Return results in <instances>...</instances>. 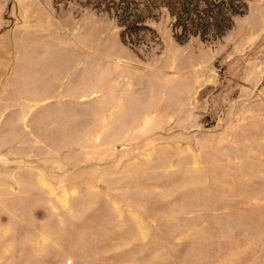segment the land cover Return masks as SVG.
Listing matches in <instances>:
<instances>
[{
	"label": "rangeland",
	"instance_id": "374dc122",
	"mask_svg": "<svg viewBox=\"0 0 264 264\" xmlns=\"http://www.w3.org/2000/svg\"><path fill=\"white\" fill-rule=\"evenodd\" d=\"M0 264H264V0H0Z\"/></svg>",
	"mask_w": 264,
	"mask_h": 264
},
{
	"label": "trees",
	"instance_id": "16d2710c",
	"mask_svg": "<svg viewBox=\"0 0 264 264\" xmlns=\"http://www.w3.org/2000/svg\"><path fill=\"white\" fill-rule=\"evenodd\" d=\"M187 8H190V4H188L187 2H182L181 9L184 11L187 10L188 14H190V11Z\"/></svg>",
	"mask_w": 264,
	"mask_h": 264
},
{
	"label": "water",
	"instance_id": "95a60500",
	"mask_svg": "<svg viewBox=\"0 0 264 264\" xmlns=\"http://www.w3.org/2000/svg\"><path fill=\"white\" fill-rule=\"evenodd\" d=\"M128 147H129L128 145L116 144L115 147H114V149H116V150H123V149H126Z\"/></svg>",
	"mask_w": 264,
	"mask_h": 264
},
{
	"label": "crops",
	"instance_id": "0c3cea01",
	"mask_svg": "<svg viewBox=\"0 0 264 264\" xmlns=\"http://www.w3.org/2000/svg\"><path fill=\"white\" fill-rule=\"evenodd\" d=\"M233 127H234V125L232 126V128H233ZM252 128H253V127H252ZM251 131H254V129H251ZM251 131H250V132H251ZM235 139H236V138H235Z\"/></svg>",
	"mask_w": 264,
	"mask_h": 264
}]
</instances>
